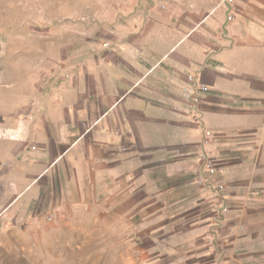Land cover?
Returning a JSON list of instances; mask_svg holds the SVG:
<instances>
[{
	"label": "rangeland",
	"instance_id": "1",
	"mask_svg": "<svg viewBox=\"0 0 264 264\" xmlns=\"http://www.w3.org/2000/svg\"><path fill=\"white\" fill-rule=\"evenodd\" d=\"M217 2L0 0V149L20 151L17 158H0V217L7 206L26 200L31 204L26 192L31 182L18 178L36 177L40 171L24 159L32 142L28 131L19 134L18 118L28 119L31 111L51 108V103L56 107L74 103L81 80H86L91 93H115L118 99L109 109H121L123 122L113 131L115 145L108 146L95 133L90 138L93 150H80L70 159L79 155L97 162L117 158L121 167L135 161L134 194L141 198L135 208L124 212L118 211V202L109 204L111 198L104 196L82 204L67 199L61 207L51 206L43 196L33 198L34 205L44 207L35 217L30 213L27 220L37 221L39 216V221L51 227L44 226L41 236L55 234L71 244L57 245L52 251L53 246L41 245L29 257H1L0 264H209L195 260V254L207 242L219 246L215 242L221 231L216 229L226 218L228 196L217 189L221 180L208 172L205 144L209 134L193 126L199 122L195 101L180 96V105L191 111L177 130L176 103L160 95L170 93L166 88L178 92L182 87L180 79L166 86L161 82H167L171 68L166 62L176 54L179 24L193 11L202 15V24L214 13ZM130 50L144 67L128 66ZM112 73L116 75L111 77ZM16 107L21 117L4 116ZM165 120L170 122L168 127L163 125ZM147 170L153 176L150 183L142 180ZM202 190L210 194L205 199L213 211L209 223L201 218L207 213L195 207L201 203ZM9 211L3 215L10 216ZM49 215L55 217L49 220ZM148 253L154 259L144 260Z\"/></svg>",
	"mask_w": 264,
	"mask_h": 264
},
{
	"label": "crops",
	"instance_id": "2",
	"mask_svg": "<svg viewBox=\"0 0 264 264\" xmlns=\"http://www.w3.org/2000/svg\"><path fill=\"white\" fill-rule=\"evenodd\" d=\"M202 18L199 12L193 11L179 24L176 54L166 62L171 68L167 82L161 81L166 86L180 79L183 87L189 81L188 76L195 74L198 81L209 86L208 91L196 95L198 102L193 104L199 122L193 126L204 128L209 134L205 156L218 165L215 179L226 184L222 193L228 196V212L216 229L221 231L215 242L219 246L215 248L214 243L207 242V247L199 248L195 260L209 264H264V0H233L231 3L218 0L214 13L199 25ZM129 53L128 66L144 67L136 62L134 51L131 57ZM115 75L112 73L111 77ZM79 86V92L73 94L74 103L63 102L58 107L51 103V108L31 111L28 119L18 118L19 134L28 131L32 142L24 159L40 171L36 177L18 178L31 182V188L26 190L31 204L26 200L22 205L7 206L1 213L0 258L9 255L12 260H18L38 252L41 245L53 246L49 248L52 251L57 245L71 244L66 238H57L53 232L51 237L45 233L41 236L45 224L38 220L39 216L37 221L27 220L30 213L35 217L44 207L34 205L33 198L39 200L43 196L51 206L61 207L67 199L82 204L86 199L97 201L104 196L111 198L109 204L119 203V212L129 211L141 201L134 194L135 161L121 167L123 163L117 158L97 162L79 155L70 159L69 156L78 155L80 150H93L90 138L95 133L108 146L115 145L113 131L123 122L121 109H109L118 99L115 93H91L86 80H81ZM182 87L178 92L166 88L170 93L160 95L176 103L177 130L183 128L184 117L191 111L180 105ZM11 110L13 112L4 116L13 120L21 117L16 112L17 107ZM169 124L168 120L163 122L165 127ZM19 152L17 148L2 147L0 158H17ZM55 160L56 166L49 167L40 178L42 171ZM152 178L150 170L142 176L147 183ZM209 196L202 190L201 203L195 206L198 211L207 213L201 218H207L208 223L213 220L210 205H205ZM9 209L11 215H3ZM204 225L207 224L199 227ZM131 257L135 260L136 256L132 253ZM143 259L154 258L148 253Z\"/></svg>",
	"mask_w": 264,
	"mask_h": 264
},
{
	"label": "built area",
	"instance_id": "3",
	"mask_svg": "<svg viewBox=\"0 0 264 264\" xmlns=\"http://www.w3.org/2000/svg\"><path fill=\"white\" fill-rule=\"evenodd\" d=\"M227 2L231 3L233 0H226ZM189 84H186L182 87V94L185 98L194 100L195 102H198V98L196 97L198 92H206L209 90V86L206 83L200 82L197 80L195 74H190L188 76ZM214 161L211 159L207 160V166H208V172L210 175H214L217 171V167L214 166ZM217 189L220 191H223L226 189L225 183H218ZM53 214V213H51ZM55 217V215H49V220H52Z\"/></svg>",
	"mask_w": 264,
	"mask_h": 264
}]
</instances>
